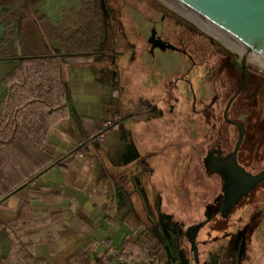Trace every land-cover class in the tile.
<instances>
[{"label":"crops","instance_id":"1","mask_svg":"<svg viewBox=\"0 0 264 264\" xmlns=\"http://www.w3.org/2000/svg\"><path fill=\"white\" fill-rule=\"evenodd\" d=\"M53 11H43L47 28L72 16ZM21 12L20 1L0 6V60H15L8 72L0 70V264H122L111 250L122 251L140 232L145 233L139 244L149 248L143 259L187 264L171 227V221L181 224L184 218L176 216L172 187L154 177L150 167L148 122L134 101L126 103L111 26L108 47L104 42L87 63L63 61L61 107L25 108L12 93V100H6L10 87L3 83L22 57ZM24 13L33 29L25 41L36 43L38 38L46 53H62L36 12ZM37 23L44 33L34 31ZM10 33L14 46L6 50ZM22 121L29 124L23 132ZM36 122L44 128L37 131ZM24 187L39 194L21 195ZM159 246L165 256L158 254Z\"/></svg>","mask_w":264,"mask_h":264},{"label":"rangeland","instance_id":"2","mask_svg":"<svg viewBox=\"0 0 264 264\" xmlns=\"http://www.w3.org/2000/svg\"><path fill=\"white\" fill-rule=\"evenodd\" d=\"M18 1L24 41V35L33 32L24 12L34 9L29 0ZM102 3L111 26L115 68L122 74L126 103L134 101L141 117L148 122L145 133L150 167L154 166V177L172 187L168 190L178 202L174 205L179 207L176 216L184 218L181 224L171 221V227L177 231L172 236L178 240L176 248L183 251L187 264H196L187 231L211 218L197 237L200 264H214V255L221 253L227 256L228 264H264V189L255 188L225 216L219 212L224 202L222 180L218 174L209 173L203 161L212 148L232 152L239 138V129L226 121L224 111L243 78L242 42L201 16L206 26L188 18L176 8L180 4L177 1L176 6L168 0H102ZM81 5L82 0H44L41 5L44 8L40 6L36 14L39 21L46 9L74 15ZM151 21H157L166 41L187 51L193 59L175 48L158 47L154 54L150 52L146 32L151 30ZM38 23L34 31L39 35L44 31ZM214 29L220 30L225 39L212 32ZM39 47L47 52L42 44ZM14 61L0 60V70L8 72ZM247 65L249 92L234 102L229 114L235 119L240 116L245 123L240 162L247 169L261 171L264 170V63L249 53ZM183 75L192 82L193 91L179 83ZM205 75L206 90L202 82ZM213 99L215 102L209 108ZM241 107L244 111L239 114ZM173 109L175 117L171 119ZM163 250L159 246L158 254L165 256Z\"/></svg>","mask_w":264,"mask_h":264},{"label":"trees","instance_id":"3","mask_svg":"<svg viewBox=\"0 0 264 264\" xmlns=\"http://www.w3.org/2000/svg\"><path fill=\"white\" fill-rule=\"evenodd\" d=\"M43 1L29 0L31 7L38 14ZM17 2L18 0H0V6L9 8ZM39 17L47 32L57 37V47L62 48V53L48 54L40 50V43L29 44L25 39L21 40L19 45L22 55L20 63L4 78L3 83L10 87V91L6 92V100L11 101L13 98L15 103L22 107L34 104L38 108L40 105H46L54 109L61 107L62 104L63 85L60 72L64 68L63 61L65 60L69 64L87 63L93 52L102 48L106 42L108 23L102 0H82V5L76 14L51 24L50 28H47L49 26L46 23V20L49 21L48 17L46 15ZM11 40V35H6L4 42L6 50L13 48L14 44ZM106 46L108 47L107 42ZM9 93H12V98ZM9 124L11 125L12 122ZM33 126L37 131L44 128L43 122H36ZM28 128L29 124L22 121L20 128L22 132ZM20 191L21 195L26 196L39 194L36 189L29 187H24ZM143 233L145 232L138 233L126 243L122 251H119L124 259L135 264H140L145 260L143 258L149 248L147 245L139 244ZM112 250L111 254L116 258ZM214 257H216L214 264H228V258L224 253L216 254Z\"/></svg>","mask_w":264,"mask_h":264},{"label":"water","instance_id":"4","mask_svg":"<svg viewBox=\"0 0 264 264\" xmlns=\"http://www.w3.org/2000/svg\"><path fill=\"white\" fill-rule=\"evenodd\" d=\"M183 6L195 12L202 18L210 21L220 30L231 35L246 45L242 52L243 69L245 80L248 70L249 47L258 51L264 57V0H176ZM163 49L175 48L173 44L164 40H157L155 45ZM244 80V81H245ZM231 98L225 110L228 117V109L232 102L242 90ZM245 138V131L242 128L240 137L233 152V158L229 162L212 163L210 155L204 159L206 169L218 173L226 182L224 185L225 201L219 212L228 216L235 205L249 192L264 180V171L254 174L242 166L237 159L238 151ZM207 219L197 225L191 226L188 230V238L192 244L196 264L199 262L197 237L200 229L209 221Z\"/></svg>","mask_w":264,"mask_h":264},{"label":"flooded vegetation","instance_id":"5","mask_svg":"<svg viewBox=\"0 0 264 264\" xmlns=\"http://www.w3.org/2000/svg\"><path fill=\"white\" fill-rule=\"evenodd\" d=\"M163 19H164V17H163ZM163 21V20H162ZM151 30L153 29V32L150 30L149 32H146V33H148V40H149V44H150V52H152L153 54H154V51L156 50V48H158V47H160V46H158L157 44L155 45V42L157 41V40H164V41H166L164 38H163V36L161 35V33H160V31L158 30V23H157V21H151ZM166 42H168V41H166ZM170 43V42H169ZM161 48V47H160ZM180 51L182 52V53H184V54H186L187 56H189V58H191V59H193L192 58V56L190 55V54H188V52L187 51H185V50H182V49H180ZM242 70H243V78H242V81H241V84L239 85V87H238V89H237V91L234 93V95L239 91V89L241 88V86H242V84H244V86H243V88H242V90L239 92V94L236 96V98L234 99V101L232 102V104H231V106L229 107V109H228V117H226L225 116V111H224V117H225V119H226V121H228V123L229 124H231V125H233V126H235V127H237L238 129H239V137H240V134H241V130H242V128L244 129V131H245V123L243 122V121H241V118H240V116H237L236 117V119L235 118H233V117H231L230 116V114H229V112L233 109V107H234V102H236L241 96H242V94L243 93H245V92H249V90L247 89V81H248V70H247V77H246V80H245V71H244V69H243V66H242ZM245 80V81H244ZM179 83L181 82L182 84H185V85H187V86H189V90H192L193 91V87H192V82L189 80V79H187L184 75L183 76H181V77H179ZM202 82H203V84H204V90H206L207 89V87H208V83H207V80H206V75H205V79H203L202 80ZM253 95H255L256 94V92H254V93H252ZM233 95V96H234ZM232 96V97H233ZM231 97V98H232ZM231 98H230V100H231ZM246 98H248L247 96H246ZM214 99H216L215 97H214ZM214 99L211 101V103L208 105V107L210 108V107H212V103H214L215 101H214ZM230 100L228 101V103L230 102ZM228 103H227V105H228ZM227 105H226V107H225V110H226V108H227ZM244 111V109H243V107H241L240 108V110L238 111L239 112V114H241L242 112ZM245 134H246V131H245ZM239 139V138H238ZM237 142H238V140H237ZM237 144V143H236ZM242 145V144H241ZM236 146V145H235ZM235 149V148H234ZM234 149H233V151L232 152H230V153H226V151L225 150H223V149H219V148H212V149H210L208 152H207V154H206V156L204 157V159L207 157V156H209L210 155V159H211V161H212V163H217V162H221V163H223V162H229L232 158H233V152H234ZM239 151H240V149H239ZM239 151H238V154H237V159H238V162L242 165V163L240 162V160H239ZM204 161V160H203ZM204 166H205V162H204ZM242 166H244V165H242ZM245 167V166H244ZM246 168V167H245ZM205 169H206V166H205ZM247 169V168H246ZM207 170V169H206ZM247 170H249V171H251V172H253L254 174H258V173H260V172H262V171H264V170H261V171H254V170H250V169H247ZM208 171V170H207ZM209 173H213V172H210V171H208ZM214 174H218V173H214ZM219 176H220V174H218ZM220 178H221V180H222V187H224V185L226 184V182L222 179V177L220 176ZM262 187L263 189H264V180L262 181V182H260V184H258L256 187H254L251 191H253L255 188H257V187ZM223 191H224V188H223ZM251 191L249 192V193H251ZM224 201H225V191H224ZM224 203V202H223Z\"/></svg>","mask_w":264,"mask_h":264},{"label":"bare ground","instance_id":"6","mask_svg":"<svg viewBox=\"0 0 264 264\" xmlns=\"http://www.w3.org/2000/svg\"><path fill=\"white\" fill-rule=\"evenodd\" d=\"M170 1L171 4L175 5L176 6V1L175 2H172L173 0H168V2ZM179 5V6H178ZM176 8L178 9V11L184 13L188 18L198 22L200 25L202 26H206L204 25L203 23L205 22L204 20H202V18L200 16H198L195 12L191 11L190 9H188L187 7L185 8H182V6L180 4H177ZM189 11V12H188ZM204 21V22H203ZM212 24V23H211ZM214 26V25H213ZM212 32H214L216 35L220 36V37H225L223 36V34L220 32V30L218 29H214L212 30ZM223 32V31H222ZM225 33V32H224ZM227 34V33H226ZM227 38V36H226ZM225 39V38H224ZM246 45L244 43H241V49L244 50L246 49ZM249 53L251 54H255L263 63H264V57L258 52L256 51L255 49L249 47Z\"/></svg>","mask_w":264,"mask_h":264},{"label":"built area","instance_id":"7","mask_svg":"<svg viewBox=\"0 0 264 264\" xmlns=\"http://www.w3.org/2000/svg\"><path fill=\"white\" fill-rule=\"evenodd\" d=\"M109 124H110V123H108V125H109ZM32 184L34 185V183H32ZM114 256H115L118 260L124 262L125 264H135V263H132V262H130V261L124 259L118 251H114ZM140 264H153V258H152V259L150 258V259L143 260Z\"/></svg>","mask_w":264,"mask_h":264}]
</instances>
